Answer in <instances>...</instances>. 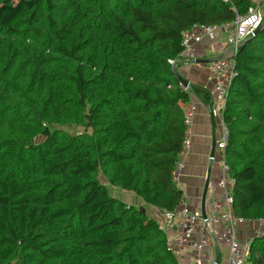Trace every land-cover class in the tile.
Segmentation results:
<instances>
[{
    "label": "trees",
    "instance_id": "trees-1",
    "mask_svg": "<svg viewBox=\"0 0 264 264\" xmlns=\"http://www.w3.org/2000/svg\"><path fill=\"white\" fill-rule=\"evenodd\" d=\"M251 0H0V264H179L160 224L108 187L176 212L191 95L170 61L196 25ZM236 218L264 221V26L234 56L222 111ZM264 264V233L249 245Z\"/></svg>",
    "mask_w": 264,
    "mask_h": 264
},
{
    "label": "built area",
    "instance_id": "built-area-1",
    "mask_svg": "<svg viewBox=\"0 0 264 264\" xmlns=\"http://www.w3.org/2000/svg\"><path fill=\"white\" fill-rule=\"evenodd\" d=\"M228 3L229 0H222ZM264 26V0H251L248 13L245 17L237 16L233 23L223 26H200L196 25L182 35L183 53L178 60L170 61L176 67L180 59L189 60L191 49L194 45L201 44L204 39H215L219 35H227V54L216 59L209 65V71L213 79L212 111L221 114L227 102L229 87L234 77V56L242 44ZM196 106L189 102L183 107V120L185 125V138L180 152V158L174 171V179H178L185 168V160L188 158L195 136L194 118ZM227 141V130L223 124V138L216 146L217 151L224 160V151ZM209 191L215 193L221 191L224 194V206L215 204L216 213L203 218L201 210H193L186 202L181 204L176 212H163L162 217L157 220L160 228L168 237V247L171 253L179 260L190 258L193 264H205L209 251L214 247L217 237L227 246L229 264H250L249 245L241 246L237 237L238 224H246L241 218H236L232 209L231 192L233 180L228 176V169L223 164V176L217 182H209ZM259 231L264 227V221H256ZM219 228L222 229L219 233ZM263 233H258L257 236ZM214 264V260L210 262Z\"/></svg>",
    "mask_w": 264,
    "mask_h": 264
},
{
    "label": "crops",
    "instance_id": "crops-1",
    "mask_svg": "<svg viewBox=\"0 0 264 264\" xmlns=\"http://www.w3.org/2000/svg\"><path fill=\"white\" fill-rule=\"evenodd\" d=\"M227 41V35H219L215 39L206 38L201 44L194 45L191 49L192 57L189 60L180 59L177 62V73L188 80L191 86H199L211 93L213 79L209 71L210 64H196L195 61L196 59L216 60L225 56L228 52L226 51ZM190 102L197 108L194 118L195 136L191 152L185 160V168L175 181L183 192L184 202L193 210H201L209 166H211V183L217 182L223 176L224 160L217 149L215 159L212 163L210 162L213 142L217 146L223 138V122L221 114L212 111V107L206 106L199 98L191 95ZM133 195H130L129 202L126 203L135 206L130 203ZM216 202L224 206V194L221 191L212 193L208 188L205 200V213L207 215L216 213ZM136 207L138 208V206ZM140 207L145 209L149 217L156 220H159L163 215V211L154 207L145 204ZM221 231L222 229L219 228V233ZM258 233H264V227L259 231V224L256 221L238 224L237 226V237L243 247L248 246ZM216 240L214 247L209 251L205 264H211L212 260H214V264H229L227 246L221 242L219 237ZM179 264H193V262L190 258H183L179 260Z\"/></svg>",
    "mask_w": 264,
    "mask_h": 264
},
{
    "label": "water",
    "instance_id": "water-1",
    "mask_svg": "<svg viewBox=\"0 0 264 264\" xmlns=\"http://www.w3.org/2000/svg\"><path fill=\"white\" fill-rule=\"evenodd\" d=\"M258 32H259V30L255 31L252 36H256L258 34ZM214 61L215 60L196 59L195 63L196 64H204V65H207V64H211ZM176 76L178 78V81H179L181 87L184 90H186V91L190 90V88H191L190 82L188 80L184 79L181 75H179V73H177V71H176ZM215 151H216V143L213 142L211 156H210V160H211L210 162L211 163L215 159ZM210 174H211V166H209V169H208V175H207V178H206V184H205L204 194H203V198H202V208H201V211H202V214H203V218H206V214H205V200H206L208 186H209V182H210ZM141 211L143 213H145V209H141Z\"/></svg>",
    "mask_w": 264,
    "mask_h": 264
},
{
    "label": "rangeland",
    "instance_id": "rangeland-1",
    "mask_svg": "<svg viewBox=\"0 0 264 264\" xmlns=\"http://www.w3.org/2000/svg\"><path fill=\"white\" fill-rule=\"evenodd\" d=\"M108 189H109V191H110L112 196L120 199L121 201H123L125 203L129 202L128 198L130 197V195H132V194H130L128 192L123 191L120 188L108 187ZM130 203L134 204L135 206H138L139 209H142L140 206L144 205L143 201L141 199L137 198L134 195L131 197V202Z\"/></svg>",
    "mask_w": 264,
    "mask_h": 264
}]
</instances>
